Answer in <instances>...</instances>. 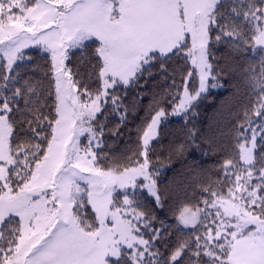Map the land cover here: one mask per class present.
<instances>
[{"label": "snow or ice", "instance_id": "obj_1", "mask_svg": "<svg viewBox=\"0 0 264 264\" xmlns=\"http://www.w3.org/2000/svg\"><path fill=\"white\" fill-rule=\"evenodd\" d=\"M219 4L220 0H35L29 6L26 0H0L4 68L11 71L29 43L41 45L51 56L54 86L41 101L30 82L14 87L11 82L17 78L4 75L0 83V229L19 218L18 226L0 230V264H182L185 257L187 264H264V121L253 127L245 112L235 129L238 159H226L222 165L226 193L211 191V199L203 201L205 209L183 208L178 221L196 230L194 239L179 240L166 253L155 247L160 230L150 228L135 200L136 189L146 188L159 201L149 150L150 142L159 137L165 110H157L138 132L137 155L143 159L130 160L132 166L102 167L92 146L93 140L100 146L103 125L96 124L109 102L113 112L122 106L109 89L128 86L152 61L182 53L190 63L172 113L187 119L209 81L217 78L210 53L213 31L217 44L223 40L236 51H264V0H236L232 13L242 22H230L218 12ZM93 37L99 41L89 76L98 85L94 93L65 64L69 49L82 48ZM248 74L257 96L253 112L261 118L264 60ZM196 77L198 87L190 90L188 83ZM44 107L47 112L41 111ZM29 114L33 119H27ZM85 134L89 143L81 148ZM138 177L143 182L138 183ZM118 189L123 194L119 204ZM146 231L155 235L146 239Z\"/></svg>", "mask_w": 264, "mask_h": 264}, {"label": "trees", "instance_id": "obj_2", "mask_svg": "<svg viewBox=\"0 0 264 264\" xmlns=\"http://www.w3.org/2000/svg\"><path fill=\"white\" fill-rule=\"evenodd\" d=\"M218 12L224 13L222 6ZM215 36L213 31L210 53L217 78L209 82L215 83L216 87H210L201 94L187 119L183 114L179 117L172 114L179 102V99L173 102L174 97L178 92L182 94L183 79L191 67L179 54L163 61H152L128 86L110 90V95L120 97L122 106L118 112H113L109 102V107L96 124L97 127L103 125V135H98L101 143L97 155L101 166H132L130 160H141L137 155L140 151L138 132L160 108L167 113L158 125L159 137L150 142L149 150V170L157 173L155 181L159 201L146 193H140L136 201L137 211L146 215L150 228L160 230L161 239L155 241V247L162 253H166L169 246L174 247L179 240L194 239V234L182 231L176 223L183 208L205 207L203 201L211 199L213 190L226 193L222 165L226 159L238 157L234 151L235 129L244 120L245 112L250 120L254 118L257 96L249 86L248 70H258L261 60L255 59L251 49L236 51L227 41L215 43ZM97 47L94 41L86 43L82 48L74 49L65 62L74 77L87 84L93 93L98 85L95 77L89 79V76L94 71ZM50 67L51 61L47 56L32 52L28 61L15 66L11 75L17 79L12 84L23 88L26 82H30L43 101L50 90L54 92ZM4 75L5 70L0 66V83H3ZM188 87L190 90L197 87L196 78L189 81ZM51 103L49 99L48 107ZM19 104L23 108V99ZM48 107L41 111L47 112ZM27 119H33L32 115L29 114ZM27 119L23 121L25 126ZM189 132L194 133L191 138ZM181 145L182 149L177 150ZM260 147L261 144L257 153H260ZM147 237L151 238L149 234ZM182 264H187V257Z\"/></svg>", "mask_w": 264, "mask_h": 264}, {"label": "rangeland", "instance_id": "obj_3", "mask_svg": "<svg viewBox=\"0 0 264 264\" xmlns=\"http://www.w3.org/2000/svg\"><path fill=\"white\" fill-rule=\"evenodd\" d=\"M26 2H28L29 3V6H31V3H34L35 2V0H26ZM236 2V0H220V4H219V7L220 6H222L223 7V15L227 18V19H229V20H231V21H238V22H242V17H240V18H236V17H234V15H233V13H232V7L234 6V3ZM218 7V8H219ZM17 12H18V10H16ZM230 21V22H231ZM96 42L97 43V45L99 46V41H97L94 37L93 38H91V39H89V40H87V41H85V43L84 44H86V43H89V42ZM190 43H191V41H190V39H189V45H190ZM3 47V45H0V48H2ZM74 49H76V48H74ZM74 49H69L68 50V56H69V54L74 50ZM32 52H37L38 54H40V55H42V56H47L48 58H49V60L51 61V56H50V53L49 52H47V51H45V49H44V47L43 46H41V45H37V44H32V43H29V45L27 46V47H25V48H22L21 49V58L20 59H18L17 61H15V63L13 64V68H12V70L11 71H9V70H7L6 68H4V64L6 63V61L3 59V52L2 51H0V66H2L3 68H4V70H5V75H11L12 73H13V71H14V68H15V66L16 65H18V64H21V63H24V62H26V61H28V55L30 54V53H32ZM181 55H183L182 53H181ZM253 56L255 57V59L256 60H264V51H262L261 53H259L258 51H255V52H253ZM66 62V61H65ZM12 76V75H11ZM196 82H197V87H198V83H199V81H198V77H196ZM11 83H13V82H11ZM120 87L121 86H124V85H119ZM118 86V87H119ZM210 87H212L211 86V83L209 82V87L208 88H210ZM208 88H207V90H208ZM213 88H215V87H213ZM110 90H112V89H109V91ZM206 90V91H207ZM205 91V92H206ZM179 104V102L177 103V105ZM176 105V106H177ZM175 106V107H176ZM182 115V114H181ZM181 115H173L174 117H179V116H181ZM252 121H253V127H259L260 125H261V123H262V121H264V117H261V118H257L256 116H255V114H254V118L253 119H251ZM245 126H247V125H245ZM248 135H249V137L251 136V132H249L248 133ZM88 143H89V139H88V135L87 134H85V135H82L81 137H80V145H81V148H83V147H85V146H87L88 145ZM259 144H260V138L259 137H257V148H258V146H259ZM92 146H93V150L97 153V155H98V150H99V148H100V146L99 147H96V141L95 140H93L92 141ZM259 154L260 153H257L256 154V156H257V159H259ZM141 158V161H142V157H140ZM237 159H238V157H237ZM257 167H259V164L257 165ZM150 171V170H149ZM150 173H151V175H152V178L155 180V176L157 175V173L156 172H151L150 171ZM225 176V174H224V172H223V177ZM224 180H225V178H224ZM141 182H143V178L142 177H138V183H141ZM256 181H255V179L253 180V183H255ZM225 183H226V188H227V181L225 180ZM131 189H129V192L131 193ZM49 192H50V190H49ZM118 192H120L121 194L120 195H116V193H114V195H116V202L119 204V203H122V200H123V194H122V190H119L118 189ZM140 193H146L148 196H150V197H153V198H155L156 199V197L155 196H152V195H150L149 193H148V191H147V189L145 188V189H140V188H138V189H136V192H135V200L137 201V197L139 196V194ZM206 208V206L205 207H203V208H201V209H205ZM88 212L89 213H91V208L89 207L88 208ZM206 212H213L214 213V209H206ZM180 215V214H179ZM179 215H178V217H179ZM178 217H177V219H176V223H177V225H178V227L182 230V231H184V232H191L192 234H194L195 235V231L196 230H194V229H192L191 227H189V228H184L183 227V225H181L180 223H179V221H178ZM18 217H15V218H13V220H14V223H5L3 226H2V229H0V230H4V231H7L8 229H10L11 227H13V226H18ZM143 230V229H142ZM197 230H199V231H203V229H197ZM149 234V236H152V235H155V233L154 232H151V231H146V234H145V238L146 239H148V237H147V235Z\"/></svg>", "mask_w": 264, "mask_h": 264}]
</instances>
